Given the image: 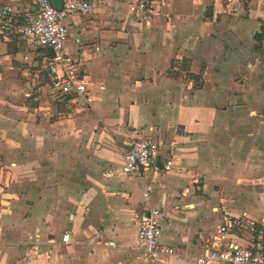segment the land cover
Returning <instances> with one entry per match:
<instances>
[{"label": "crops", "instance_id": "1", "mask_svg": "<svg viewBox=\"0 0 264 264\" xmlns=\"http://www.w3.org/2000/svg\"><path fill=\"white\" fill-rule=\"evenodd\" d=\"M91 1L63 20L64 51L86 56L82 98L61 103L49 53L0 33V264H151L137 256L145 192L174 250L152 264H197L219 226L224 247L262 253L264 0H171L149 23L128 12L133 0ZM8 6L36 12L32 0ZM139 139L157 141L160 158L124 175Z\"/></svg>", "mask_w": 264, "mask_h": 264}, {"label": "built area", "instance_id": "2", "mask_svg": "<svg viewBox=\"0 0 264 264\" xmlns=\"http://www.w3.org/2000/svg\"><path fill=\"white\" fill-rule=\"evenodd\" d=\"M36 12L26 14L19 24L11 6L0 10V33L12 30L34 49L49 53L43 71L51 92L61 103L82 98L87 92V81L83 75L86 64L84 53L68 54L64 45L68 31L63 20L71 15H86L92 12L91 0H62L60 11L55 10L49 0H32ZM171 0H133L128 4V12L144 23L163 13ZM174 146L167 147L168 156L162 162V171H172ZM160 158V145L153 139H139L132 143L124 154L121 171L133 176L140 171L155 166ZM141 213L137 218V256L145 263H155L174 255V250L163 244L162 223L166 212L149 205V193L142 195ZM227 227L219 226L211 246L197 257V264H264V253L245 247L223 246L227 238ZM69 232L62 235L61 242L68 244ZM113 246V243L110 244Z\"/></svg>", "mask_w": 264, "mask_h": 264}, {"label": "trees", "instance_id": "3", "mask_svg": "<svg viewBox=\"0 0 264 264\" xmlns=\"http://www.w3.org/2000/svg\"><path fill=\"white\" fill-rule=\"evenodd\" d=\"M16 18L19 19V24H23L21 16H16ZM262 31H264V29H262ZM255 39L256 40H261L262 39V35L261 34L255 35ZM180 64H181V70L191 77L192 75L189 73L190 62L187 61V60H182L180 62ZM194 78L198 79V76H195ZM263 243H264V241H263ZM263 246H264V244H263ZM262 253H264V249H263Z\"/></svg>", "mask_w": 264, "mask_h": 264}, {"label": "water", "instance_id": "4", "mask_svg": "<svg viewBox=\"0 0 264 264\" xmlns=\"http://www.w3.org/2000/svg\"><path fill=\"white\" fill-rule=\"evenodd\" d=\"M49 1L51 3L52 7L55 10H57V11L61 10V8H62V0H49ZM212 10H213V8H212L211 5L207 7V12L206 13H207L208 16L212 15ZM259 251H261V250H259Z\"/></svg>", "mask_w": 264, "mask_h": 264}, {"label": "rangeland", "instance_id": "5", "mask_svg": "<svg viewBox=\"0 0 264 264\" xmlns=\"http://www.w3.org/2000/svg\"><path fill=\"white\" fill-rule=\"evenodd\" d=\"M243 1H245V0H243ZM200 74H201V72L199 73V76H200ZM195 76V75H194ZM199 76H198V79H195L196 80V82H198L199 81Z\"/></svg>", "mask_w": 264, "mask_h": 264}]
</instances>
